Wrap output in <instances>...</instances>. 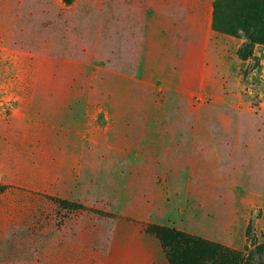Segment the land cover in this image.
<instances>
[{
	"label": "rangeland",
	"instance_id": "1",
	"mask_svg": "<svg viewBox=\"0 0 264 264\" xmlns=\"http://www.w3.org/2000/svg\"><path fill=\"white\" fill-rule=\"evenodd\" d=\"M159 6L0 0V264H168L153 225L264 264V27L170 44Z\"/></svg>",
	"mask_w": 264,
	"mask_h": 264
},
{
	"label": "trees",
	"instance_id": "2",
	"mask_svg": "<svg viewBox=\"0 0 264 264\" xmlns=\"http://www.w3.org/2000/svg\"><path fill=\"white\" fill-rule=\"evenodd\" d=\"M213 23L212 29L216 30L219 25L229 29H241L252 31L255 38L258 39L259 32L264 27V0H215L213 3ZM234 24V25H233ZM4 189H0L2 193ZM63 209L74 211L77 208H85L77 206L67 200H56ZM101 217L108 216L101 211H93ZM8 232L11 245L13 242L14 232L18 231L13 227ZM23 230V229H22ZM21 230V231H22ZM147 233L154 235L160 242L162 249L166 254L168 264H188L192 263V253L195 250H203L206 257L215 261L218 258L229 257L230 252L227 248L203 241L198 237L186 235L183 232L176 231L173 228L162 226H148L145 229ZM31 234L33 231L30 230ZM13 249V245H12ZM239 257H235L238 260Z\"/></svg>",
	"mask_w": 264,
	"mask_h": 264
},
{
	"label": "crops",
	"instance_id": "3",
	"mask_svg": "<svg viewBox=\"0 0 264 264\" xmlns=\"http://www.w3.org/2000/svg\"><path fill=\"white\" fill-rule=\"evenodd\" d=\"M208 1L211 2L202 5V7L200 0H175V2L174 0H160V9L158 11L150 10V13H159L161 17H165L161 20L168 22L167 27L162 25L160 27L162 39L176 40L170 44L182 46L208 45L210 38H215V32L212 29L213 3L215 0ZM172 7H176L178 13H175L171 18L170 14L174 13L171 12ZM167 14L170 18L167 17ZM151 29L148 28V24L144 25L145 39L147 32Z\"/></svg>",
	"mask_w": 264,
	"mask_h": 264
}]
</instances>
